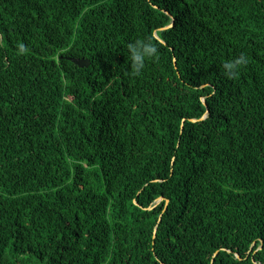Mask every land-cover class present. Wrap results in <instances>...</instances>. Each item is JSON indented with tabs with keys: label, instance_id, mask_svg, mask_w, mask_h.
<instances>
[{
	"label": "trees",
	"instance_id": "1",
	"mask_svg": "<svg viewBox=\"0 0 264 264\" xmlns=\"http://www.w3.org/2000/svg\"><path fill=\"white\" fill-rule=\"evenodd\" d=\"M0 264H264V0H0Z\"/></svg>",
	"mask_w": 264,
	"mask_h": 264
},
{
	"label": "water",
	"instance_id": "2",
	"mask_svg": "<svg viewBox=\"0 0 264 264\" xmlns=\"http://www.w3.org/2000/svg\"><path fill=\"white\" fill-rule=\"evenodd\" d=\"M76 65H78L79 67H87L89 65V61L87 59L84 58H73L71 59ZM162 198L159 199V201H161ZM168 202V201H167ZM160 219V218H159ZM157 227L155 228V232H154V236L156 233ZM237 257H240L238 254L236 255ZM213 263V261H212Z\"/></svg>",
	"mask_w": 264,
	"mask_h": 264
},
{
	"label": "clouds",
	"instance_id": "3",
	"mask_svg": "<svg viewBox=\"0 0 264 264\" xmlns=\"http://www.w3.org/2000/svg\"><path fill=\"white\" fill-rule=\"evenodd\" d=\"M150 51L154 52L155 49L152 48ZM135 59L137 60L136 71H139V70L143 67V61H142V59L140 58L139 55H137V56L135 57Z\"/></svg>",
	"mask_w": 264,
	"mask_h": 264
}]
</instances>
